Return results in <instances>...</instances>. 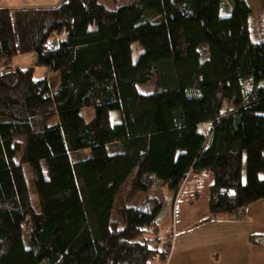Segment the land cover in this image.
<instances>
[{
	"label": "trees",
	"instance_id": "16d2710c",
	"mask_svg": "<svg viewBox=\"0 0 264 264\" xmlns=\"http://www.w3.org/2000/svg\"><path fill=\"white\" fill-rule=\"evenodd\" d=\"M120 1L0 8V264H166L153 243L190 174L214 177L213 219L264 200V0L254 34L247 0ZM127 184L158 194L119 223Z\"/></svg>",
	"mask_w": 264,
	"mask_h": 264
},
{
	"label": "crops",
	"instance_id": "0c3cea01",
	"mask_svg": "<svg viewBox=\"0 0 264 264\" xmlns=\"http://www.w3.org/2000/svg\"><path fill=\"white\" fill-rule=\"evenodd\" d=\"M62 1L42 6L21 2L2 8L54 7ZM213 182L212 174L206 173L190 174L184 182L173 207L172 231L167 234L172 245L166 264H264V200L250 205L242 220L213 219Z\"/></svg>",
	"mask_w": 264,
	"mask_h": 264
},
{
	"label": "rangeland",
	"instance_id": "374dc122",
	"mask_svg": "<svg viewBox=\"0 0 264 264\" xmlns=\"http://www.w3.org/2000/svg\"><path fill=\"white\" fill-rule=\"evenodd\" d=\"M52 1L54 0H0V8L7 7V6H13V5L17 6L15 4H21V2H23L24 4H31L30 6H42L43 4H53ZM99 1L101 4L106 6L109 10L115 8V3L113 2V0H99ZM135 1L137 0H121L120 4L127 5ZM247 1L253 12V15L250 17V20H251V29L254 34L255 27H256V21H257L256 16H258L259 13L261 12L260 0H247ZM132 50H133V53H132L133 61L136 62L139 58V55L142 53L143 49L138 43H135V44H132ZM34 61H35V57L33 54L20 55L15 58L13 67L14 68L31 67L34 64ZM47 73H49L48 77H49V80L52 82V84L54 86L57 85V88H56L57 90L59 87V75L58 74L51 73L47 69H44V68H37L35 76L36 78H42V77H46ZM138 88L140 92L142 93H145V94L152 93L155 89V79H153L152 81L146 84H140ZM91 111H92L91 109L85 108L83 113L87 117V116H90ZM110 118H111V122L113 124H116L119 122L120 115L117 111H113L110 113ZM49 142H50L51 147L56 153L63 152L65 150L64 141H63L62 135L59 130H54L50 133ZM25 175L27 177L28 182L30 181L32 200L34 204L37 205L38 196L36 193L35 186L31 182L32 176H31V170H30L29 165L25 166ZM157 194H158V191H155V189H151L148 193H145V192L136 190L130 184H127L123 188L122 192L120 193L118 197V200L112 212V219L114 221L122 223L123 218L120 215L119 209H123V212L125 213V215L129 216L135 209L142 208V205H143L142 203L146 195H148V197H152V196H156ZM154 207H155V203L150 201L148 205L146 206V209L152 210L154 209ZM172 214H173V209L170 211L168 210V212L165 213V218L160 226V230L158 231V236L161 239V241L157 242V244L153 243V246L161 247L162 244L165 242V240L168 238L167 234H169L172 231L171 229ZM162 262L163 261H161L160 264ZM157 263H158V259H155L154 264H157Z\"/></svg>",
	"mask_w": 264,
	"mask_h": 264
},
{
	"label": "built area",
	"instance_id": "2783aa9c",
	"mask_svg": "<svg viewBox=\"0 0 264 264\" xmlns=\"http://www.w3.org/2000/svg\"><path fill=\"white\" fill-rule=\"evenodd\" d=\"M170 238H171V239H173V238H174V233H173V234L170 236Z\"/></svg>",
	"mask_w": 264,
	"mask_h": 264
}]
</instances>
